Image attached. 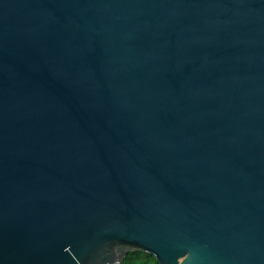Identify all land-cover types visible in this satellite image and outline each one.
Instances as JSON below:
<instances>
[{
    "label": "water",
    "instance_id": "obj_1",
    "mask_svg": "<svg viewBox=\"0 0 264 264\" xmlns=\"http://www.w3.org/2000/svg\"><path fill=\"white\" fill-rule=\"evenodd\" d=\"M264 264V0H0V264Z\"/></svg>",
    "mask_w": 264,
    "mask_h": 264
},
{
    "label": "trees",
    "instance_id": "obj_2",
    "mask_svg": "<svg viewBox=\"0 0 264 264\" xmlns=\"http://www.w3.org/2000/svg\"><path fill=\"white\" fill-rule=\"evenodd\" d=\"M120 264H159L156 259L142 252L128 253Z\"/></svg>",
    "mask_w": 264,
    "mask_h": 264
}]
</instances>
